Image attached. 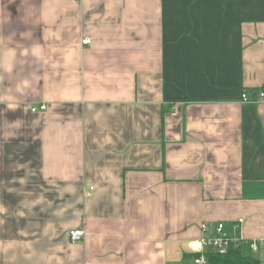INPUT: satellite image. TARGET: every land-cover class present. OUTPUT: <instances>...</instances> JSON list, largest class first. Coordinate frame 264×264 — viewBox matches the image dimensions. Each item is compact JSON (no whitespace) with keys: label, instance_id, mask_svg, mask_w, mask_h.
I'll return each instance as SVG.
<instances>
[{"label":"crops","instance_id":"crops-1","mask_svg":"<svg viewBox=\"0 0 264 264\" xmlns=\"http://www.w3.org/2000/svg\"><path fill=\"white\" fill-rule=\"evenodd\" d=\"M263 85L264 0H0V264L258 258Z\"/></svg>","mask_w":264,"mask_h":264},{"label":"built area","instance_id":"built-area-1","mask_svg":"<svg viewBox=\"0 0 264 264\" xmlns=\"http://www.w3.org/2000/svg\"><path fill=\"white\" fill-rule=\"evenodd\" d=\"M83 42L84 44H89L91 40L84 39ZM242 97L246 101H253V100L260 101L264 99V91H260L254 98H251L247 92L244 93ZM40 109L45 110L46 105H42ZM32 110L37 111L38 108L35 107ZM201 228L204 232L209 229L206 223H202ZM224 229H225V224L219 223L216 226L215 231L212 235H208V236L206 235L205 237L201 239V241L199 242V250H198L199 257L194 260L195 264H207V260L205 257V252L207 251V249L213 248L219 253H225L231 244H234V243L242 244L245 242V240L242 239V237L239 234L230 236L225 232ZM83 235H84V231L76 230L72 233V239L74 241L80 240L82 239ZM247 243L249 244L250 248L255 252L261 249V243L257 239L247 241ZM261 264H264V260H262Z\"/></svg>","mask_w":264,"mask_h":264},{"label":"trees","instance_id":"trees-1","mask_svg":"<svg viewBox=\"0 0 264 264\" xmlns=\"http://www.w3.org/2000/svg\"><path fill=\"white\" fill-rule=\"evenodd\" d=\"M260 91H264V85L260 88L250 89L247 93L252 97H255ZM243 245L244 243L231 244L225 253H219L213 248L207 249L205 252L207 264H261L262 259L255 258L251 255H245L243 253ZM198 257L199 255H195L194 260Z\"/></svg>","mask_w":264,"mask_h":264},{"label":"rangeland","instance_id":"rangeland-1","mask_svg":"<svg viewBox=\"0 0 264 264\" xmlns=\"http://www.w3.org/2000/svg\"><path fill=\"white\" fill-rule=\"evenodd\" d=\"M254 253V256L258 257V258H261L263 257L264 258V253L262 254L260 251H257V252H253Z\"/></svg>","mask_w":264,"mask_h":264}]
</instances>
